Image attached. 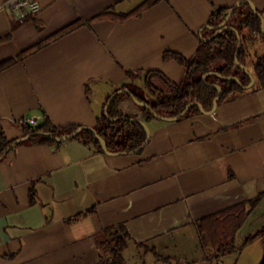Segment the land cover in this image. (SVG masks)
<instances>
[{"label": "crops", "instance_id": "obj_1", "mask_svg": "<svg viewBox=\"0 0 264 264\" xmlns=\"http://www.w3.org/2000/svg\"><path fill=\"white\" fill-rule=\"evenodd\" d=\"M36 1L37 14L21 22L0 7V62L83 24L0 70V130L8 139L24 136L18 120L28 115L93 127L118 87L144 85V71L181 81L182 66L163 53L191 56L215 9L245 1L264 18V0H160L124 21L92 18L142 0ZM126 70L140 74L128 79ZM126 99L119 109L136 115ZM141 119L150 135L139 152L107 154L68 138L24 142L0 158V264H96V234L119 224L131 239L125 250L169 257L165 264L261 263L264 238L241 244L264 226V87L214 111ZM262 192L236 231L241 247L213 259L196 222Z\"/></svg>", "mask_w": 264, "mask_h": 264}, {"label": "trees", "instance_id": "obj_2", "mask_svg": "<svg viewBox=\"0 0 264 264\" xmlns=\"http://www.w3.org/2000/svg\"><path fill=\"white\" fill-rule=\"evenodd\" d=\"M160 0H142L137 6L127 12L114 13L110 10L104 11L95 18H112L119 21L127 20L134 16H139L143 10L156 4ZM232 7H221L215 9L208 24L215 26L225 19L228 11ZM255 13L251 6L243 2L233 8L229 18L225 21V28L208 41H203L202 37L211 35L215 30L204 29L199 37L198 46L195 52L189 57H183L178 53L165 51L164 59H175L183 68V78L179 82L168 80L158 71H144V87L155 97L154 102H149L145 97L132 91L127 83H123L119 89H127L129 93L122 91L109 96L107 107V116L102 114L98 117L97 123L93 126L97 135L101 137L110 153H133L145 144L147 132L138 122L131 118H137L132 113H124L119 109V105L126 98H133L146 103V106H139L142 116L145 120L153 118V114L160 117L177 118L200 112L201 106L206 112L213 108L214 98L218 95V89L208 84L220 87L221 94L217 104L227 100L231 96L244 91L255 90L264 87V50L260 53L253 51V77L254 84L245 88L250 83L249 76L239 63L247 67V60L252 55L249 52L247 43L258 39L264 41V31L261 29V11ZM83 21L77 20L65 26L58 32L52 34L28 49L19 53L15 58H10L0 62V70L12 64L15 60L25 54L39 48L47 41L66 33L79 25ZM240 36V47L237 50V34ZM138 72L126 70L129 78L134 77ZM140 74V73H138ZM236 76L239 83L226 77ZM159 82L162 86H157ZM190 107L182 113L186 107ZM78 127L77 125H68L57 127L47 118L36 125L23 124L24 135H30L27 140L18 142L15 145L29 143H57L59 140L49 138V136L61 137L71 134ZM43 133L46 134L43 135ZM71 138H79L87 144H91L98 151H103L102 145L96 135L88 129L80 130ZM15 139H8L4 132L0 130V158L6 153L5 150ZM140 151V150H139ZM138 151V152H139ZM263 192L239 203L231 205L225 209L200 218L197 222V228L201 236L206 240L213 250V259L219 260L222 256L237 251L241 246H245L258 238H264V226L248 235L241 246L235 242V234L238 228L246 218L250 208H252L261 198ZM130 236L122 224L103 228L96 234V244L99 249L98 260L96 264H127L124 258V250L130 241ZM143 245L142 243L139 244ZM156 259L163 262H170L169 257H160L154 253ZM211 260V259H210ZM260 264H264V257Z\"/></svg>", "mask_w": 264, "mask_h": 264}, {"label": "water", "instance_id": "obj_3", "mask_svg": "<svg viewBox=\"0 0 264 264\" xmlns=\"http://www.w3.org/2000/svg\"><path fill=\"white\" fill-rule=\"evenodd\" d=\"M243 2H245V1H238V2H237V3H236V4H235V5H234L229 11H228V13H227L225 19L222 20V21H221L220 23H218L217 25H215V26L206 25L205 28L212 29V30H215V31H214L211 35H209V36H207V37H202V40H203V41H208L209 39H211L212 37H214L216 34H218L219 32H221L222 30H224V28H225V21L229 18L232 9L235 8V7H237L238 5H240V4L243 3ZM246 3H247V2H246ZM248 4L251 6L253 12L258 13V12H257V9H256L251 3L248 2ZM261 29H262V31H264V18H263L262 16H261ZM235 32H236V34H237V47H236V48H237V50H238L239 47H240V42H241V40H240V36L238 35L237 31H235ZM236 62L239 64V66H241V67L244 69V72H245V73L249 76V78H250V83L247 84V85L245 86V88H249V87H251V86L254 84V82H255V79H254L253 75L249 72V70L247 69V67H246L244 64L239 63L237 59H236ZM226 78H227V79H233V80H235V81H237V82L239 83V79H238L236 76H234V77H226ZM208 85H209V86L216 87V88L218 89V95L214 98V101H213V108H212V110H211V111H214L215 108H216V106H217V101H218V99H219V96H220V94H221V89H220V87H218V86H216V85H212V84H208ZM122 91H125V92L129 93V91H128L127 89H119V90L115 91V93H113V94L111 95V97H113L115 94H119V93L122 92ZM132 99L135 101L136 105H138V106H146V103H144V102H142V101L136 99L135 97H133ZM108 104H109V100L106 102V104H105V106H104V114H105L106 116H107V107H108ZM189 107H190V105H188V106L186 107V109H185L182 113H184ZM199 107H200V111H201L202 113H206V111H205L201 106H199ZM153 115H154V117L162 118V119H165V120H170V119H176V118H177V116H175V117H160V116H158L157 114H153ZM131 119L134 120V121H136V122H138L140 125L143 126V128H144V129L146 130V132H147V140H148L149 135H150V131H149V129H148V126H147L146 122L143 121V120H141V119H138V118H131ZM82 129H88V130H91V131L96 135V137L99 139V141H100V143H101V145H102V149H103V151H104L105 153H107V154H118V153H110V152H108L104 140H103L101 137H99V136L97 135V133H96V131H95V129H94L93 127H89V126H80V127H78L74 132H72L71 134H67V135H64V136H61V137L49 136V138L54 139V140H59V141H61V140H65V139H68V138H71V137L75 136V135H76L80 130H82ZM43 135L46 136L45 133H43ZM29 136H30V135H24V136H22V137H19V138L15 139V140H14V141L8 146V148L5 150V152H7L10 148H12L14 144H16V143H18V142H23V141L27 140ZM142 146H143V145H142ZM142 146L139 147L138 149L134 150V152H138V151L142 148Z\"/></svg>", "mask_w": 264, "mask_h": 264}, {"label": "rangeland", "instance_id": "obj_4", "mask_svg": "<svg viewBox=\"0 0 264 264\" xmlns=\"http://www.w3.org/2000/svg\"><path fill=\"white\" fill-rule=\"evenodd\" d=\"M247 46H248L249 52L252 54L247 60V69L250 72H253V51H257L258 53L262 52L264 50V41L262 39H258L254 42L249 41L247 43ZM156 85L162 86L159 82H156ZM129 88L132 91L145 96V98L149 102L155 101V97L148 92V90L144 87V85H142V83H138V87L135 85L129 84ZM125 105L128 106V109L131 110V112L136 113L138 119H141L142 111L140 110V108L136 106V103L133 99L127 98L125 101ZM143 252L144 251L141 248L137 250H133V248H131V249L125 250L123 254L128 264H165L163 261L155 259L152 256V254L150 253L145 254Z\"/></svg>", "mask_w": 264, "mask_h": 264}, {"label": "built area", "instance_id": "obj_5", "mask_svg": "<svg viewBox=\"0 0 264 264\" xmlns=\"http://www.w3.org/2000/svg\"><path fill=\"white\" fill-rule=\"evenodd\" d=\"M0 7H4L10 13V16L16 21H23L31 15L37 14L40 5L36 0H3ZM44 115H28L18 120L21 124L36 125L44 119Z\"/></svg>", "mask_w": 264, "mask_h": 264}]
</instances>
